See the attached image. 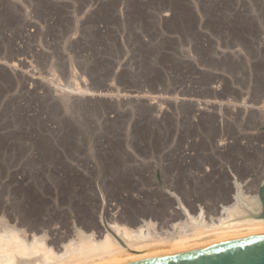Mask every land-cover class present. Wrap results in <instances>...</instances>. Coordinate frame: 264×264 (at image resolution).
I'll list each match as a JSON object with an SVG mask.
<instances>
[{
    "label": "rangeland",
    "instance_id": "374dc122",
    "mask_svg": "<svg viewBox=\"0 0 264 264\" xmlns=\"http://www.w3.org/2000/svg\"><path fill=\"white\" fill-rule=\"evenodd\" d=\"M263 184L264 0H0V230L159 232Z\"/></svg>",
    "mask_w": 264,
    "mask_h": 264
},
{
    "label": "bare ground",
    "instance_id": "6f19581e",
    "mask_svg": "<svg viewBox=\"0 0 264 264\" xmlns=\"http://www.w3.org/2000/svg\"><path fill=\"white\" fill-rule=\"evenodd\" d=\"M238 189L235 203L225 207L217 218L209 220L204 211L192 215L180 206L182 219L178 216V223H162L159 232L152 229L150 222L147 230L121 224L122 212L117 211V206L111 210L113 214L109 212L111 219L109 223L104 220L100 231L80 233L60 248L49 245L42 236L25 238L20 231L6 227L0 230V264H130L264 235V219L257 216L262 211L259 195Z\"/></svg>",
    "mask_w": 264,
    "mask_h": 264
},
{
    "label": "water",
    "instance_id": "95a60500",
    "mask_svg": "<svg viewBox=\"0 0 264 264\" xmlns=\"http://www.w3.org/2000/svg\"><path fill=\"white\" fill-rule=\"evenodd\" d=\"M264 219V184L259 191ZM130 264H264V235L222 243L207 249L182 255L150 259Z\"/></svg>",
    "mask_w": 264,
    "mask_h": 264
}]
</instances>
